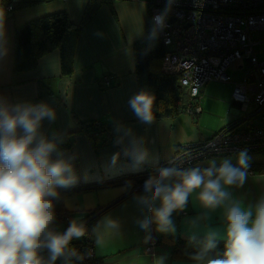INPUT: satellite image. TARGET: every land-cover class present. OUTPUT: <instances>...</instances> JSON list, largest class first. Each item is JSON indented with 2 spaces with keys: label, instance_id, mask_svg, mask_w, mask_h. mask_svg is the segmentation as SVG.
I'll return each instance as SVG.
<instances>
[{
  "label": "crops",
  "instance_id": "0c3cea01",
  "mask_svg": "<svg viewBox=\"0 0 264 264\" xmlns=\"http://www.w3.org/2000/svg\"><path fill=\"white\" fill-rule=\"evenodd\" d=\"M149 2L150 0H113L110 4H102L83 26L78 37L73 72L70 76L61 73L60 53L57 49L40 57L34 69L14 73V29L33 18L60 10H65L69 20L78 24L87 0H52L17 11L1 10L4 12L7 54L0 57V96L6 97L12 103H49L56 110L57 116L53 122H43L42 131L46 135L53 132H75L76 118L104 119L113 123L112 131L116 139L117 124L131 128L135 136L143 138L150 153L149 160L142 169L166 163L177 153L178 146L182 143L208 139L217 131L209 137L184 134L185 127L177 129L176 117L155 119L153 124L145 125L128 107L129 98L139 92L133 44L144 38L152 27ZM65 151L68 155L75 156L74 167L77 175L81 177L78 184L108 181L138 172L130 168L131 161L123 155L121 146L111 144L95 153L89 139L82 133L74 134L72 149ZM118 151L121 152L120 159L117 167L112 169L109 166L110 158ZM225 157H210L196 163L194 167H206L208 161L213 159L219 163ZM262 162L264 158L249 160L246 184L243 188L232 189L234 202L254 204L264 196V166L259 165ZM85 174L92 179L85 182ZM127 183L88 188L66 196L57 204L56 216L65 213L69 221H80L87 211L116 202L98 215L90 228L87 227L88 224L85 225V231L90 233L93 241L95 257L101 258L103 264H159L162 256L166 257L165 264H201L171 259L169 248L156 244V241L167 233L155 231V225L152 226L150 238L146 240L148 234L136 223L137 219L142 218L133 200L137 192L129 194L133 185L126 189ZM142 190L137 191L141 193ZM70 199H75L74 207L82 212H77L75 217H72L73 207H70ZM64 200H67L69 207L65 206ZM225 207L204 209L194 194L189 198L188 206L183 212L173 214L176 226L174 233L189 239L192 235L204 238L207 233L216 232L220 240H223L226 227ZM113 224L116 227H113ZM66 225L64 220L63 228L57 223L54 227L63 231L68 227ZM97 226L103 229L101 233L93 232ZM97 236L101 239L99 246L95 244ZM150 244L153 249L147 253L146 247ZM44 255L47 256V253Z\"/></svg>",
  "mask_w": 264,
  "mask_h": 264
},
{
  "label": "clouds",
  "instance_id": "9594fccd",
  "mask_svg": "<svg viewBox=\"0 0 264 264\" xmlns=\"http://www.w3.org/2000/svg\"><path fill=\"white\" fill-rule=\"evenodd\" d=\"M171 3L153 17L149 39L157 38L166 27ZM6 54L4 12L0 11V57ZM154 103V95L141 90L129 98L128 107L142 124L151 125ZM56 116L45 101L12 103L0 96V264H56L57 260L74 264L85 258L71 246L73 240L86 236L84 224L73 219L63 231L54 227L55 209L63 199L58 190L81 182L75 156L61 148L63 135L53 132L49 137L42 131L43 122H53ZM116 132L114 143L130 159V168L142 170L150 155L143 138L122 124L116 125ZM120 155L118 151L111 156L110 168L117 167ZM249 160L247 150H242L235 164L223 158L219 163L208 161L206 167L182 168L175 162L159 167L144 181L142 192L133 196L142 215L136 223L148 234L146 240L153 225L159 233H174L173 214L183 212L195 194L204 209L226 206V227L222 252L216 251L220 237L209 232L190 258L201 264H264V196L247 205L234 202L232 196V189L243 188L248 180ZM90 179L88 174L83 177L85 182ZM130 187L128 182L125 188ZM63 202L69 207L67 200ZM195 241V235L189 237V243ZM95 244H101L98 236ZM165 260L160 257L159 264Z\"/></svg>",
  "mask_w": 264,
  "mask_h": 264
},
{
  "label": "built area",
  "instance_id": "2783aa9c",
  "mask_svg": "<svg viewBox=\"0 0 264 264\" xmlns=\"http://www.w3.org/2000/svg\"><path fill=\"white\" fill-rule=\"evenodd\" d=\"M168 3L150 0L151 22ZM5 9L11 10V6ZM159 36L165 47L161 71L177 76L184 92L183 110L192 116L202 112L200 93L208 81H228L227 70L242 69L245 64L248 72H253L250 81L245 75L234 84L231 95L239 111L246 112L252 104L251 112L206 140L179 146L165 166L175 162L190 168L214 156L236 155L242 150L264 152V0H172L166 27ZM243 121L246 125L238 127ZM139 189L137 185L132 190ZM66 216L58 214L57 219ZM88 221H82L84 226ZM85 232L75 246L85 255L81 262L95 258L91 235ZM152 249L150 244L146 252Z\"/></svg>",
  "mask_w": 264,
  "mask_h": 264
},
{
  "label": "trees",
  "instance_id": "16d2710c",
  "mask_svg": "<svg viewBox=\"0 0 264 264\" xmlns=\"http://www.w3.org/2000/svg\"><path fill=\"white\" fill-rule=\"evenodd\" d=\"M50 1L52 0H0V11L4 10L7 6H11V11H17ZM112 1L87 0L81 21L78 24L69 20L65 10H60L33 18L16 27L14 29L13 72L17 73L34 69L40 57L57 49L60 53L61 73L70 76L73 72V58L77 40L83 26L95 15L102 4H110ZM150 30L147 31L144 38L133 44L135 74L137 76L138 87L139 91L145 90L154 95L155 103L153 110L155 119H172L184 112V92L178 84L176 75L166 74L161 71V62L165 53V47L161 42L159 34L157 38L149 39ZM76 123L77 130L75 132L60 133L64 138V142L61 144L63 150L72 149L75 133H82L87 136L95 153H98L100 148L115 144L116 138L112 131L113 123L104 119L81 120L77 118ZM52 134L48 133L47 135L51 137ZM259 165L264 166V162L259 163ZM164 166L165 163L148 166L141 171L126 174L113 180L91 184H78L73 188L67 190L59 189L58 191H60L62 198H64L88 188L107 187L130 182L133 185L129 192L130 194L133 192V187L137 185L143 189L144 181L150 175L155 174L159 167ZM115 203L113 202L109 205L87 211V214L78 222L89 219L86 225L88 224L87 227L90 228L97 216ZM64 220L66 221V226H68L70 222L68 216ZM202 240L203 238H197V241L189 243V239L182 238L178 233H167L163 234L156 241V244L167 246L171 259L173 260L195 261L190 258L189 254L199 249ZM76 245L77 242L73 240L71 246L75 247ZM223 248L224 240H219L216 251L222 252ZM56 264H62V262L58 260ZM74 264L103 263L101 258L95 257L85 262L74 261Z\"/></svg>",
  "mask_w": 264,
  "mask_h": 264
},
{
  "label": "rangeland",
  "instance_id": "374dc122",
  "mask_svg": "<svg viewBox=\"0 0 264 264\" xmlns=\"http://www.w3.org/2000/svg\"><path fill=\"white\" fill-rule=\"evenodd\" d=\"M227 74L229 76L228 81L211 80L205 84V86L202 88L199 99L202 112L198 116H192L185 112L180 113L178 116H176L177 129H179V127H185L186 132L184 134L209 137L212 133L226 126L229 122H232L237 118H243L249 114V112H251L253 109L252 104L249 106L246 112L239 111L238 106L232 103L231 95L234 84L236 82L242 81L245 75L248 81H250L251 76H253V72H248V68L245 64L242 69L229 68L227 70ZM252 121V123H254L255 119ZM246 123V121H243L238 125V127H243L246 125ZM192 142L195 143L194 141ZM185 144L189 143L185 142L180 144V146ZM236 156L237 154L228 155L225 158H230L232 161H236ZM248 156L250 157V160L264 158V152L251 153L248 154ZM135 192L138 193V191ZM74 200L75 199H70L69 201L70 207H73L72 217H75L78 214L77 212H81L74 207ZM55 223L60 224L63 228L64 220L57 219L56 216ZM101 230L103 229L100 226L96 227V232H100Z\"/></svg>",
  "mask_w": 264,
  "mask_h": 264
}]
</instances>
